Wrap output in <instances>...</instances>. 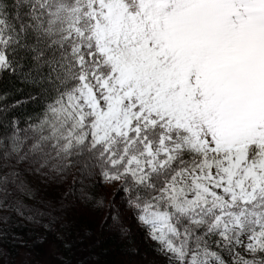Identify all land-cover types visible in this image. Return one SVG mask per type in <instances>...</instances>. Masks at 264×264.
<instances>
[{"label":"snow or ice","instance_id":"6c2138e0","mask_svg":"<svg viewBox=\"0 0 264 264\" xmlns=\"http://www.w3.org/2000/svg\"><path fill=\"white\" fill-rule=\"evenodd\" d=\"M0 82V221L131 214L167 264H264V0H0Z\"/></svg>","mask_w":264,"mask_h":264},{"label":"trees","instance_id":"16d2710c","mask_svg":"<svg viewBox=\"0 0 264 264\" xmlns=\"http://www.w3.org/2000/svg\"><path fill=\"white\" fill-rule=\"evenodd\" d=\"M4 87L10 86L6 82H0V90ZM17 87H23L24 91L16 93L15 98L26 99L30 89L19 84ZM34 108L32 103H28L18 108L16 112L31 113ZM39 185L36 183L34 186L40 189L42 186ZM27 202L31 204L34 201ZM8 215L11 218L6 223L0 221V228L8 229L14 236L21 238L25 245L14 243L10 236L8 241L0 246L8 252V259L17 261V264L25 258L26 253L29 264H62L63 260L71 261V264H137L141 257L139 252L151 247L143 227L140 225L127 227L126 215L129 214L123 216V225L129 229L127 235H122L115 227L101 228L98 215L92 211L69 214L63 229V240L57 238V233L61 231L59 226L50 229L44 227L47 220L34 224L15 213ZM130 216L136 222L131 214ZM108 223L111 224V221ZM65 242H70L71 247L65 248Z\"/></svg>","mask_w":264,"mask_h":264},{"label":"rangeland","instance_id":"374dc122","mask_svg":"<svg viewBox=\"0 0 264 264\" xmlns=\"http://www.w3.org/2000/svg\"><path fill=\"white\" fill-rule=\"evenodd\" d=\"M29 179L32 181L33 185H35L36 183H39L34 177H29ZM42 186V185H41ZM40 187V185H39ZM42 188V187H41ZM40 188V190H41ZM27 201H30V200H27ZM26 201V203H28ZM34 202H31V204H33ZM126 220H127V227L130 225V226H138L139 224L136 223L134 220H132V217L130 216V214L127 216L126 215ZM145 234V232H144ZM146 236V234H145ZM149 240V239H148ZM150 243H151V247L149 248H146V249H142L140 252H139V257L140 259L137 261V264H167V261L166 259L162 256V255H159L157 253H155L153 251V248H154V243L150 240Z\"/></svg>","mask_w":264,"mask_h":264}]
</instances>
